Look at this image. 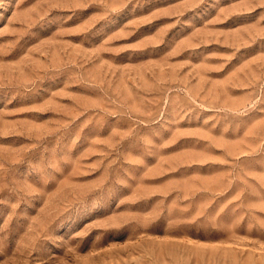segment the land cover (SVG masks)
I'll return each instance as SVG.
<instances>
[{"label": "rangeland", "instance_id": "obj_1", "mask_svg": "<svg viewBox=\"0 0 264 264\" xmlns=\"http://www.w3.org/2000/svg\"><path fill=\"white\" fill-rule=\"evenodd\" d=\"M0 264H264V0H0Z\"/></svg>", "mask_w": 264, "mask_h": 264}]
</instances>
